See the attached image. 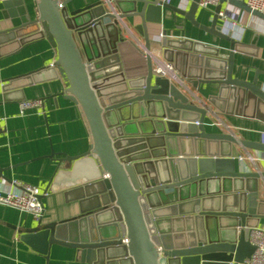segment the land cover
Wrapping results in <instances>:
<instances>
[{"label": "water", "instance_id": "water-1", "mask_svg": "<svg viewBox=\"0 0 264 264\" xmlns=\"http://www.w3.org/2000/svg\"><path fill=\"white\" fill-rule=\"evenodd\" d=\"M74 1L60 8L58 0H36L33 15L25 0L2 1L4 18L20 24L0 32V45L46 38L57 50L52 69L65 80L63 96L80 106L92 134L86 153L48 156L86 180L76 189L80 215L52 223L42 215L22 229V242L47 256L53 245L74 248L88 264H243L255 251L250 228L264 219V172H243L233 147L264 156V134L256 142L208 132L207 110L154 75L150 52L173 63L192 89L218 86L209 102L222 113L243 114L252 105L264 122V84L234 77L240 38L225 35L217 15L224 3L245 18L264 21V14L244 1L220 0L207 26L196 19L199 0L188 10L170 0H113L118 16L102 0L73 10ZM164 9L230 43L228 57L221 47L171 38L161 29ZM129 19L139 20L131 27L146 48L137 47L135 63L125 57L120 23ZM4 171L0 182H11Z\"/></svg>", "mask_w": 264, "mask_h": 264}, {"label": "crops", "instance_id": "crops-1", "mask_svg": "<svg viewBox=\"0 0 264 264\" xmlns=\"http://www.w3.org/2000/svg\"><path fill=\"white\" fill-rule=\"evenodd\" d=\"M2 1L4 0H0V32L9 35L7 31L18 26L20 20L4 18ZM25 1L33 15L36 0ZM96 1L75 0L70 6L74 10ZM170 4L180 5L186 10L189 8L188 5L183 7L182 0H170ZM214 14V10L199 8L196 19L202 25L209 26ZM248 21L250 26L243 32L239 41L240 48L234 53V77L246 82L256 79L258 85H262L264 21L255 17H249ZM124 22L131 27L139 23V20L129 19ZM161 29L169 31L168 35L177 42L191 40L212 48L221 47L223 55L228 57L230 43L195 28L170 10H163ZM133 32L138 36L135 30ZM126 38L128 45L125 47V57L130 63H135L139 57L138 46L130 38ZM57 57V50L44 37L29 42L5 41L0 45V167L5 169L4 176L11 181L1 179L0 189L8 188L13 181L42 189L49 188L50 195L42 200L44 223L78 217L80 207L76 189L86 185V180L78 179L70 166L65 164L59 169L56 161L48 158L51 151L75 157L89 151L92 144V134L80 106L63 96L65 80L57 77V72L52 69ZM7 85L8 89L4 88ZM194 91L232 125L238 139L256 142L262 140L264 122L255 116L257 110L254 106L242 107L243 114H225L209 102V97L218 96V86L202 85L199 90ZM33 99H41L43 107L29 111L27 115H20V102ZM220 103L223 107L224 103ZM206 120L208 132H222L212 125L210 115ZM245 150L243 147H233L238 163L237 158ZM259 192V200L264 202V179L259 180ZM35 224L36 220L31 215L0 205V264H88L81 261L80 252L74 248L53 245L48 256L30 249L22 242L21 231ZM260 226H264V219Z\"/></svg>", "mask_w": 264, "mask_h": 264}, {"label": "built area", "instance_id": "built-area-1", "mask_svg": "<svg viewBox=\"0 0 264 264\" xmlns=\"http://www.w3.org/2000/svg\"><path fill=\"white\" fill-rule=\"evenodd\" d=\"M108 6L109 12L118 16L119 11L114 5L113 0H102ZM194 0H182L183 7L190 5ZM244 1L248 7L253 11H258L264 14V0H238ZM63 0H58L59 7L62 8ZM221 4L220 0H199L198 6L202 9L214 10ZM184 9V8H182ZM221 21L222 32L225 35H230L233 39L241 38L245 29L250 26L248 18H245V12L229 3H224L220 12L217 14ZM121 26L124 29L125 37L130 38L140 50L146 52L144 42L139 36L134 34V30L120 20ZM153 62V73L155 76L168 79L170 82L176 84L184 93L188 94L193 102L199 106L204 107L208 116L212 118V125L218 127L222 132L235 136V131L232 125L221 116L220 113L214 111L207 102H204L196 92L186 83L175 68L173 63L167 62L158 57L153 52H150ZM43 107L41 99L23 100L19 104L20 115H27L26 113L32 110H40ZM2 125L0 120V132ZM264 134V132H263ZM240 163V168L243 172L255 171L258 173L264 172V156L259 153H254L250 150H245L242 155L237 158ZM8 188L0 189V205L16 209L20 212L31 215L35 220H39L44 212V206L40 197H47L50 195L49 188L42 189L37 186L26 184L20 181H13ZM249 242L255 247V251L249 259H246L243 264H264V226L250 228L248 238ZM1 260V257H0Z\"/></svg>", "mask_w": 264, "mask_h": 264}]
</instances>
